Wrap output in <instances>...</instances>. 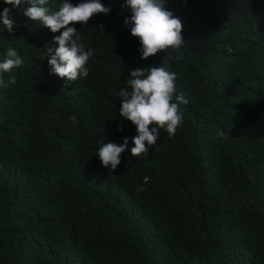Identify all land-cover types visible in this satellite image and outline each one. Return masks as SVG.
Wrapping results in <instances>:
<instances>
[{
    "label": "trees",
    "instance_id": "trees-1",
    "mask_svg": "<svg viewBox=\"0 0 264 264\" xmlns=\"http://www.w3.org/2000/svg\"><path fill=\"white\" fill-rule=\"evenodd\" d=\"M101 3L108 14L69 25L95 50L79 84L104 93L80 107L56 99L72 87L43 59L59 32L16 9L12 34L0 24V62L8 48L23 58L0 86V264H264V0H165L185 40L145 60L124 0ZM163 61L183 123L134 157L116 95L130 70ZM124 137L117 169L85 158L84 141L94 152Z\"/></svg>",
    "mask_w": 264,
    "mask_h": 264
},
{
    "label": "clouds",
    "instance_id": "clouds-1",
    "mask_svg": "<svg viewBox=\"0 0 264 264\" xmlns=\"http://www.w3.org/2000/svg\"><path fill=\"white\" fill-rule=\"evenodd\" d=\"M3 2L12 6L4 7L0 12V24L9 34H12L16 27L12 9H16L28 20L38 21L52 33L59 32V35L53 36L56 46H47L43 52V59L47 57L51 77L63 87L72 88L57 94L56 99L66 105L80 107L84 104L86 95L96 100L102 97L103 92L79 84L78 79L89 75L87 64L95 50H85L79 43L80 35L77 29L69 25L76 23L86 25L94 15L108 14L111 11L110 7L104 6L101 0H82L75 5L69 0H61L57 10H52L55 5L52 8L48 6L49 0H3ZM164 5L165 0H124L121 5L131 12L130 17H126L123 23L129 26L130 34L138 38L142 60L168 48H179L184 43L181 19L166 10ZM98 27L103 29L102 24ZM22 64L23 58L16 50L8 48L4 61L0 62V86L15 84V75H10L6 82L2 74L9 73ZM166 64L167 61H163L159 66L150 65L147 68L130 70V77L124 81L125 87L117 92L116 96L122 98L120 116L130 121L136 129V135L131 138L130 148V153L134 157L145 155L151 150L159 139L161 129L172 138L183 123L184 113L180 106L186 105L188 100L183 93L176 94L177 75L168 71ZM69 119L73 123H78L76 115L70 116ZM97 119L98 111L90 122L92 128H97ZM118 131H123L122 126L118 125ZM91 132L96 135L98 131ZM217 135L223 136L224 133L217 132ZM84 143L87 150L85 158L96 163L100 161L102 165L100 168L115 170L121 163V154L128 149L129 138L124 137L123 143L119 145L106 142L98 146L94 152L85 141Z\"/></svg>",
    "mask_w": 264,
    "mask_h": 264
},
{
    "label": "bare ground",
    "instance_id": "bare-ground-1",
    "mask_svg": "<svg viewBox=\"0 0 264 264\" xmlns=\"http://www.w3.org/2000/svg\"><path fill=\"white\" fill-rule=\"evenodd\" d=\"M83 106V105H82ZM89 110V109H88Z\"/></svg>",
    "mask_w": 264,
    "mask_h": 264
}]
</instances>
